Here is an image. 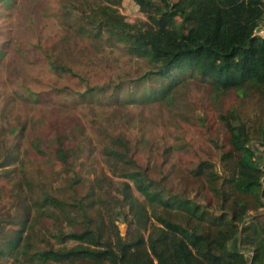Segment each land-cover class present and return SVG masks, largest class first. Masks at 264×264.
Listing matches in <instances>:
<instances>
[{
	"label": "trees",
	"instance_id": "1",
	"mask_svg": "<svg viewBox=\"0 0 264 264\" xmlns=\"http://www.w3.org/2000/svg\"><path fill=\"white\" fill-rule=\"evenodd\" d=\"M61 1V16L78 33L121 43L146 65L136 81L113 85L115 94L129 83L146 101L171 104L189 82L199 83L212 119L197 121L215 153L188 171L192 193L174 192L165 177L138 170L125 136L114 137L104 153L125 180L102 173L70 203L61 186L29 176L10 148L0 167L19 162L20 182L0 214V264H264V38L257 34L264 0H132L144 16L134 23L120 12L124 0ZM48 65L75 76L59 59ZM65 141L55 150L63 166L70 162ZM32 148L45 154L39 139ZM76 181L70 178L73 191ZM46 221L52 230L33 251L34 228Z\"/></svg>",
	"mask_w": 264,
	"mask_h": 264
},
{
	"label": "rangeland",
	"instance_id": "2",
	"mask_svg": "<svg viewBox=\"0 0 264 264\" xmlns=\"http://www.w3.org/2000/svg\"><path fill=\"white\" fill-rule=\"evenodd\" d=\"M61 2L11 0L6 6L0 2V162L14 149L29 176L61 186L73 203L93 190L102 173L116 183L125 180L113 174L116 165L104 153L112 138L123 135L138 170L157 180L165 177L164 183L174 192L192 193L185 184L188 171L208 153H215L197 121L204 114L212 119L203 107L205 91L191 81L171 104L150 103L129 83L115 94L113 85L136 81L146 65L126 55L121 43L78 33L77 25L61 16ZM119 9L130 23L144 18L132 0H124ZM49 57L59 59L75 76L52 71ZM107 85L105 92L86 94L89 88ZM35 139L40 140L44 155L32 148ZM60 139L70 148L71 171L70 162L63 166L56 157ZM255 147L261 155L263 150ZM259 164H264L262 156ZM63 167L67 169L62 175ZM20 168L14 161L0 167V214L19 191ZM70 178L77 180L76 191ZM118 224L125 234L126 226ZM47 229L52 230L49 221L35 226L34 234L39 236L32 242L33 251L41 246Z\"/></svg>",
	"mask_w": 264,
	"mask_h": 264
},
{
	"label": "built area",
	"instance_id": "3",
	"mask_svg": "<svg viewBox=\"0 0 264 264\" xmlns=\"http://www.w3.org/2000/svg\"><path fill=\"white\" fill-rule=\"evenodd\" d=\"M263 30H264V19H263V23H262L261 27L259 28L257 34L259 35V33H262ZM259 36H260V35H259Z\"/></svg>",
	"mask_w": 264,
	"mask_h": 264
},
{
	"label": "crops",
	"instance_id": "4",
	"mask_svg": "<svg viewBox=\"0 0 264 264\" xmlns=\"http://www.w3.org/2000/svg\"><path fill=\"white\" fill-rule=\"evenodd\" d=\"M259 35H260V37L261 38H264V30H263V32L262 33H259ZM240 244H238V246H239ZM240 247V246H239Z\"/></svg>",
	"mask_w": 264,
	"mask_h": 264
}]
</instances>
